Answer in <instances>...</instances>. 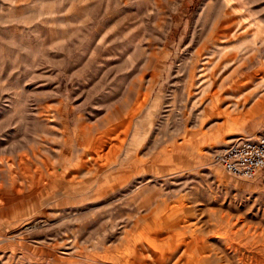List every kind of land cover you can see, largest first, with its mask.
<instances>
[{
  "label": "rangeland",
  "instance_id": "obj_1",
  "mask_svg": "<svg viewBox=\"0 0 264 264\" xmlns=\"http://www.w3.org/2000/svg\"><path fill=\"white\" fill-rule=\"evenodd\" d=\"M264 0H0V264H264Z\"/></svg>",
  "mask_w": 264,
  "mask_h": 264
},
{
  "label": "built area",
  "instance_id": "obj_2",
  "mask_svg": "<svg viewBox=\"0 0 264 264\" xmlns=\"http://www.w3.org/2000/svg\"><path fill=\"white\" fill-rule=\"evenodd\" d=\"M214 157L229 173L255 178L264 171V133L237 136L216 149Z\"/></svg>",
  "mask_w": 264,
  "mask_h": 264
}]
</instances>
